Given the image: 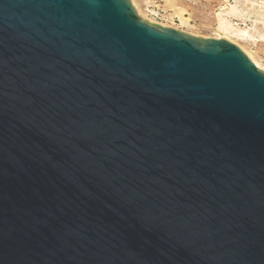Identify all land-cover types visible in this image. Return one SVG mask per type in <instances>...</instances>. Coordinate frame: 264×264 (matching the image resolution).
<instances>
[{
  "label": "water",
  "instance_id": "95a60500",
  "mask_svg": "<svg viewBox=\"0 0 264 264\" xmlns=\"http://www.w3.org/2000/svg\"><path fill=\"white\" fill-rule=\"evenodd\" d=\"M0 264H264V70L133 0H0Z\"/></svg>",
  "mask_w": 264,
  "mask_h": 264
},
{
  "label": "rangeland",
  "instance_id": "374dc122",
  "mask_svg": "<svg viewBox=\"0 0 264 264\" xmlns=\"http://www.w3.org/2000/svg\"><path fill=\"white\" fill-rule=\"evenodd\" d=\"M133 2L141 16L150 22L174 27L196 36L228 39L248 55L250 53V58L264 70V0ZM222 22L229 24L228 31H222Z\"/></svg>",
  "mask_w": 264,
  "mask_h": 264
},
{
  "label": "bare ground",
  "instance_id": "6f19581e",
  "mask_svg": "<svg viewBox=\"0 0 264 264\" xmlns=\"http://www.w3.org/2000/svg\"><path fill=\"white\" fill-rule=\"evenodd\" d=\"M221 29H222V31L224 30V31H228L229 29H230V26H229V24L227 23V22H222V24H221ZM222 31H221V33H222ZM223 34V33H222ZM252 55V54H251ZM249 56H250V53H249ZM252 57V56H251ZM253 59V58H252ZM254 60V59H253ZM255 61V60H254ZM258 63V62H257Z\"/></svg>",
  "mask_w": 264,
  "mask_h": 264
}]
</instances>
